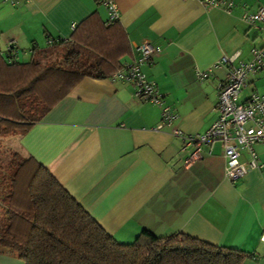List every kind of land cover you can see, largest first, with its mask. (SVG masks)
<instances>
[{
    "label": "crops",
    "instance_id": "crops-1",
    "mask_svg": "<svg viewBox=\"0 0 264 264\" xmlns=\"http://www.w3.org/2000/svg\"><path fill=\"white\" fill-rule=\"evenodd\" d=\"M96 1L0 0V50L11 42L17 60H26L39 33L45 46L46 35L65 39L92 12L104 20L106 9ZM224 1L233 3L229 12L198 0H114L122 63L138 56L141 43L152 46L141 70L160 104L137 99L131 82L84 77L12 137L117 241L130 242L142 228L158 236L180 231L244 251L242 264H264V141L253 145V156L241 150L240 160L253 159L256 167L231 182L223 177L219 142L202 146L185 165L193 148L183 149L172 134L203 133L227 77L221 58L247 61L264 42V31L242 19L264 0ZM253 92L264 98V67L247 74L237 100ZM163 106L175 118L156 129ZM0 264L23 261L0 252Z\"/></svg>",
    "mask_w": 264,
    "mask_h": 264
},
{
    "label": "trees",
    "instance_id": "trees-1",
    "mask_svg": "<svg viewBox=\"0 0 264 264\" xmlns=\"http://www.w3.org/2000/svg\"><path fill=\"white\" fill-rule=\"evenodd\" d=\"M116 20L92 12L67 38L46 35L48 45L34 46L23 61L14 45L0 50V139L37 122L82 78L108 77L123 66ZM9 148L0 159V252L23 264H242L248 256L180 231L158 236L142 228L119 242L46 167Z\"/></svg>",
    "mask_w": 264,
    "mask_h": 264
},
{
    "label": "built area",
    "instance_id": "built-area-1",
    "mask_svg": "<svg viewBox=\"0 0 264 264\" xmlns=\"http://www.w3.org/2000/svg\"><path fill=\"white\" fill-rule=\"evenodd\" d=\"M106 9V23L117 19L118 11L114 0H97ZM205 7H221L229 12L233 3L224 0H198ZM242 19L253 28L264 31V7L258 6L250 14L244 13ZM74 27V25H73ZM11 42L5 48L8 51ZM152 46L141 43L137 47L138 56L121 68L115 70L111 79L131 82L134 86V96L143 101L160 104V98L155 83L146 78L141 70V65L147 61L152 53ZM221 62L227 63V77L217 86L216 118L203 133L184 134L179 129L173 128L172 134L181 138L183 149L192 146V150L184 158L188 165L201 156V147L212 142H219L224 158L223 177L228 181L240 179L249 169L256 167L253 159L248 162L240 160L241 150L247 149L253 156L252 147L255 143L264 141V98L256 93H251L244 101H238V94L245 85L249 72L264 67V42L250 50L247 61L232 63V59L222 57ZM175 118L169 107L160 109V121L156 129L163 125H170Z\"/></svg>",
    "mask_w": 264,
    "mask_h": 264
},
{
    "label": "rangeland",
    "instance_id": "rangeland-1",
    "mask_svg": "<svg viewBox=\"0 0 264 264\" xmlns=\"http://www.w3.org/2000/svg\"><path fill=\"white\" fill-rule=\"evenodd\" d=\"M40 34L39 33L37 35V37L35 38L34 40V43H30V48H33L35 45H38V46H44L43 44L45 43L44 42V35L42 34L41 35V38H40ZM53 35V34H52ZM48 45V44H46ZM25 58H29V54L25 56ZM5 110L3 108H0V114H3ZM9 148V150H12L14 147H17L16 146V143H15V138L14 137H11L9 134L3 138V139H0V159L2 160V158H4V156H2V153L4 150H8L7 148ZM15 149V148H14Z\"/></svg>",
    "mask_w": 264,
    "mask_h": 264
}]
</instances>
